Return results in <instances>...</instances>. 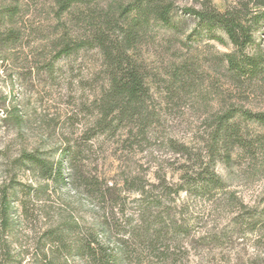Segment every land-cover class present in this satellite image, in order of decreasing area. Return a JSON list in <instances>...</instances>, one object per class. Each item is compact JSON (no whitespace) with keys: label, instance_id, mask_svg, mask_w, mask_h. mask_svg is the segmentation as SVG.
I'll list each match as a JSON object with an SVG mask.
<instances>
[{"label":"rangeland","instance_id":"374dc122","mask_svg":"<svg viewBox=\"0 0 264 264\" xmlns=\"http://www.w3.org/2000/svg\"><path fill=\"white\" fill-rule=\"evenodd\" d=\"M132 1L78 0L58 16L56 0H0V264H46L47 231L67 212L87 220L80 190L68 179L42 184L22 159L23 153L57 159L65 147H79L111 182L130 172L151 181L164 172L177 181L184 167L201 162L223 180L215 197L182 193L177 200L190 236L176 262L145 252L132 264H264V126L237 114L233 121L253 148L233 144L229 132L213 143L218 114L264 113V0H212L219 11L240 15L250 37L245 53L262 61L256 75L240 78L227 68L225 55L234 50L227 35L200 25L189 10L203 8L202 0H171L169 25L143 6L140 36L129 50L148 86L145 131L135 136L136 128L130 134L121 125L95 128L96 101L109 81L97 47L54 57L60 43L106 26L110 14L114 41L131 19L120 18L119 7ZM123 196L126 212L136 210L139 195ZM69 261L87 264L75 255Z\"/></svg>","mask_w":264,"mask_h":264},{"label":"trees","instance_id":"16d2710c","mask_svg":"<svg viewBox=\"0 0 264 264\" xmlns=\"http://www.w3.org/2000/svg\"><path fill=\"white\" fill-rule=\"evenodd\" d=\"M77 1L56 0L58 16ZM202 4L201 9L189 10L200 25L219 27L227 35L234 47L232 53L225 55L228 70L239 78L256 75L262 61L245 53L250 37L240 15L229 10L219 11L212 0H202ZM143 6L156 20L166 25L171 23V0H133L119 7L118 16H131V19L129 25L121 26L115 32L114 41L109 37V31L114 29L110 14L106 26L104 23L97 25L82 39L63 41L55 52L54 57L58 59L82 48L97 47L100 50L109 80L104 93L96 101L99 114L95 128L100 132L117 125L127 127L130 134L136 128V134L132 136L145 131L142 122L146 120L144 97L148 94V86L129 52L133 46L131 41L140 36ZM237 114L264 126L263 112L233 109L216 116L218 129L213 143L217 145L221 138L224 139L223 134L229 132L233 144L251 150L252 142L244 138L239 124L233 121ZM230 147L227 145L226 149ZM22 159L30 162L42 184L60 185L68 179L74 189L80 190L87 198L85 222L67 212L66 218L47 231L52 259L45 257L46 264H72L69 261L72 255L84 258L87 264H132L139 257L143 258L145 252L161 263L176 262L177 251L184 244V238L190 236V225L179 211L182 204H177L180 195L215 197L224 189L223 180L208 162L184 167L177 181H169L164 172H155L153 181L146 175L130 172L117 183L107 179L91 159L82 158L79 147L61 149L57 159L35 153H23ZM43 187L39 184L37 188ZM127 192L139 195L136 210L130 213L124 209L123 193ZM242 215L238 212L234 218Z\"/></svg>","mask_w":264,"mask_h":264}]
</instances>
